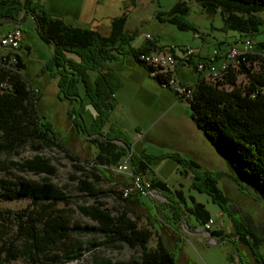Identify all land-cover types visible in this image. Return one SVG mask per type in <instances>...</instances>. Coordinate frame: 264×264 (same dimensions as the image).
I'll list each match as a JSON object with an SVG mask.
<instances>
[{
  "label": "trees",
  "instance_id": "1",
  "mask_svg": "<svg viewBox=\"0 0 264 264\" xmlns=\"http://www.w3.org/2000/svg\"><path fill=\"white\" fill-rule=\"evenodd\" d=\"M188 1L199 5L206 13L218 15L219 26L215 28L210 23V29L224 33L235 31L239 34L240 42L245 39L252 40L253 35L264 31V0ZM187 12L185 1H178L168 11L157 14L156 17L160 22L175 25L180 30L190 29L197 34V30L185 21ZM20 14L33 19L39 39L53 48L50 63L55 68L58 99L77 100L80 108L85 99L96 113L91 123L92 129L86 126L78 110L68 113L70 119L71 115L76 114L82 126V134L88 136L86 140L95 147L91 169L86 171L83 166L74 164L79 175L72 177L76 181V191L91 199V203L76 206L80 214L92 224L68 221L64 209L58 206L67 205L70 195L47 178L33 181L13 173L12 169L36 175L53 174L55 171L50 160L42 155L35 154L20 162L10 159L24 147H30L33 151L57 147L71 161L80 159L58 141L52 125L39 114L37 97L22 75L23 62L19 55L15 54L17 63L11 66L0 56V82H4L7 75L10 82L9 88L0 89V157H3L0 159V199L28 200L27 206L10 218L5 219L0 211L3 216L0 220L12 223L14 228L13 234L4 241H24L20 251L10 243L6 249L5 260L10 261L21 256H29L32 260L41 256L47 258V248L55 241H67L74 235H88L92 247H118L123 244L139 249L137 261L111 263L110 259H105L98 264H176V259L159 236L154 248L147 246L153 231L140 227L138 221L132 217L124 202L128 195L123 197L121 189L118 192L98 186L102 179L107 180V170L112 171V166L128 157L133 170L150 179L153 190L169 191L166 183L150 174L151 164L158 157L143 152L135 153L123 135L108 136L101 130L108 122L109 112L115 105L116 85L108 64L118 55H127L150 76L152 68L142 63L138 55L150 50H168L175 54L174 48L159 46L156 40H146L143 44L134 46L136 31L129 32L125 28V16L113 18L108 34L103 35L92 27L73 24L60 14L49 13L41 6L36 7L32 0H0V21L17 20ZM246 55L244 59H249V62L239 63L236 68H228L220 80L207 82L203 73L198 72L195 67L197 59H204L195 54L185 62L193 66L197 81L191 86L179 83L190 87L191 96L186 100L190 110L189 118L225 162L228 170L226 175L238 189L250 193L264 204V40L253 43L252 52ZM2 68L10 73L4 72ZM240 74L246 79L243 85L236 83ZM162 77L163 75H155L151 78L163 87ZM225 85L229 87L225 88ZM113 139H121L126 145ZM167 158L176 163L189 164V172H185V175L201 178V182H193L192 187L206 193L229 216L234 229L231 235L237 236L239 242L249 248L258 264H264L261 253L264 238L257 235L254 224L234 210L231 199L217 185L218 181L213 175L220 179L223 173H213L191 159H179L172 155H167ZM108 193L116 194L123 204L114 209L107 208L102 197ZM175 193L183 200L182 191L177 190ZM191 199L193 204L185 208L186 212L192 214L200 225L205 226L210 220L209 213L202 203L195 202L192 197ZM181 213L184 214L183 211ZM211 232L220 239L226 237L221 229ZM73 241L80 240L75 238ZM80 248L81 245L76 244L69 251L73 255H66L64 259L71 261L81 258Z\"/></svg>",
  "mask_w": 264,
  "mask_h": 264
},
{
  "label": "rangeland",
  "instance_id": "2",
  "mask_svg": "<svg viewBox=\"0 0 264 264\" xmlns=\"http://www.w3.org/2000/svg\"><path fill=\"white\" fill-rule=\"evenodd\" d=\"M178 1H185L188 7L185 21L197 30V34L190 29L180 30L175 25L160 22L157 19V14L168 11ZM32 2L36 7L41 6L49 13L62 14L68 22L73 24L88 26L90 21H96L102 31L106 28L109 29L110 21L113 18L125 16V28L129 32L136 31L133 44H139L144 40H156V43L162 45V47H173L175 54L179 57L182 54L181 49L188 47L198 50L199 57L207 61L209 57L214 56V51L218 47L226 50L231 46L241 44L239 34L235 31L224 33L217 29H210V23L215 28L219 26L218 15L206 13L193 1L32 0ZM17 19L18 21L12 19L0 21V36L15 28V25L21 29V41L16 52L23 62L22 75L37 97L39 114L52 125L58 141L77 155L80 161H71L57 147L44 148L38 151H33L30 147H24L19 154L11 156L10 159L20 162L32 158L35 154L42 155L50 160L55 171L53 174L42 173L36 175L32 172L12 169L13 173L33 181H41L43 177L47 178L52 184L70 195V202L67 205L60 204L58 206V208L64 209L68 221L70 223L81 222L91 225L92 222L83 217L76 206L77 204L91 203V199L76 191V181L72 177L79 175V172L73 166L74 164L83 166L86 171L91 169L95 148L92 143L86 140L88 136H84L80 129H78V133L75 132L66 118L68 110L73 108L77 111L80 109V105L75 101L58 99L56 96V93H59L57 77L50 74L54 72L55 68L51 63L48 64V62H51L53 55L52 46L39 39L34 21L30 16L20 14ZM95 25L97 24L95 23ZM146 35H149L150 38H146ZM223 37H226L225 43H219L218 41L222 40ZM260 40H264V31L252 37L253 43ZM2 52L3 49L0 47V54ZM221 60L222 58L218 57L214 62L218 63ZM130 63L132 64L131 58L110 63L111 69L121 79L124 86L118 94L119 106L113 112L111 119L116 121L135 153L144 150L146 153L155 154L159 150H164L162 146L151 139L159 132L158 126L155 124L160 120L161 115L168 112L170 115L189 119V106L185 100H179L171 88L158 87L154 80L148 77L143 68H132L129 66ZM1 70L10 73L7 69L2 68ZM176 70L178 78L182 82L193 84L197 81V74L191 64H178ZM173 72L177 77L176 72ZM6 77L4 82H0V89L10 87V82L7 80L9 76ZM204 80L213 82L210 79H205V77ZM245 82L246 79L243 75L237 76L236 83L238 85H243ZM228 87L225 85V88ZM84 102H86L85 99ZM81 114L88 123L90 119L88 110L85 109ZM199 141L196 143L201 151L204 152L209 148L214 153V156L211 157L214 161L211 171L216 174L218 172L223 173L222 175L218 174L221 175L220 179L217 175H213L218 181L219 188H222L231 199L234 210L254 224L257 235L264 238V204L253 198L250 193L238 189L236 184L226 175L228 170L220 155L205 139L204 142ZM186 158L187 155H184V159ZM0 159H3V157H0ZM151 166L170 185L169 198H166L171 204L179 206L181 211H184V216L181 215V221L176 220L174 222V218L169 211H162L157 207L150 208V201L142 197L141 202L133 206L131 215L138 221L140 227H146L153 231L152 237L147 242L149 248L156 246V235H160L162 243L176 259V264H258L249 248L241 244L237 236L231 235L234 229L229 216L222 212L206 193L199 192L192 187L193 182L200 183L201 178H189L185 175V172H189L190 169L187 162L182 164L171 160H162L152 163ZM108 172L115 173L110 170H107ZM98 186L101 189L113 187L109 184V181L103 179ZM177 190L182 191L183 200L176 195L175 191ZM150 197L158 199L156 195H150ZM191 197L195 202L202 203L209 213L210 222L207 223V227L200 225L192 214L186 212L185 208L193 204ZM102 201L109 209L122 205V201L112 193L102 197ZM27 204L28 200L26 198H18L12 201L0 199V211L5 219L10 218L20 213ZM1 214L0 219H3ZM165 214L169 215L168 220L165 219ZM149 221L154 225L155 230L149 226ZM184 221H187V224ZM166 222L167 224H165ZM164 225L170 228L179 227V232L183 234L181 240L173 241L170 239L169 232L166 233L163 230ZM13 229L12 223L0 220V264H98L105 259H110L111 263H124L130 260L137 261L139 257L138 248L132 249L123 244L118 247H92L90 245L92 241H89L90 236L74 235L70 236L67 241H55L50 244L47 253H45L47 258L41 256L37 257L36 260H32L29 256H21L6 261V249L10 243L15 245L18 251L22 250L24 244V241H4L13 234ZM218 229H221L226 237L220 239L214 236L211 239L208 234L203 232L204 230L213 231ZM75 238L80 241H73ZM76 244L81 245L79 250L81 258L71 261L65 260L66 255H73L69 251ZM261 253L264 256V247L261 248Z\"/></svg>",
  "mask_w": 264,
  "mask_h": 264
},
{
  "label": "crops",
  "instance_id": "3",
  "mask_svg": "<svg viewBox=\"0 0 264 264\" xmlns=\"http://www.w3.org/2000/svg\"><path fill=\"white\" fill-rule=\"evenodd\" d=\"M60 15H62V14H60ZM17 21H18V19H17ZM95 23L97 25L94 26ZM78 25H80V24H78ZM89 25L88 26H84V27H92V28L96 29L97 31H99L103 35H107L108 32H109V29H107V28L104 31H102L101 28L99 27L98 22H96V21H90ZM109 26H110V24H109ZM15 27H19V26L15 25ZM220 41H226V37H223V39L219 40L218 42H220ZM144 42H145V40L143 42L139 43V44H133V45L134 46H138V45L143 44ZM157 45H159V44H157ZM159 46H162V45H159ZM167 47H169V46H164V48H167ZM228 50L229 49L222 50L220 47H218V49L214 51V56L213 57H209V58H214V60H215L216 56L217 57H221L222 60L220 62L216 63V62L213 61L214 65H219L221 62L224 61V59L226 57V53H227ZM194 51L199 56V51L198 50H194ZM128 58L130 59V57L127 56V55H124V56L118 55V56H116L114 61H119L120 59L128 60ZM49 63L50 62H48V64ZM178 64H180V65L182 64L183 65V64H188V63L185 62L184 60H182L181 58L177 59L176 63H175V66H174V71L176 72V74H177L176 67H177ZM129 66L132 67V68H136V67L139 68V69L143 68L141 65H138V64H136L134 62H132V64L130 63ZM108 68H109V70H111V76L113 78V82L116 85L115 92H114L115 105L112 108V110L109 112V120L103 126L101 131L104 134H107L108 136H112L113 134H116V135L121 134V135H123V137L125 139V135L123 134L121 129L118 127L116 121H114V119H111L113 112L119 106L118 94H119L120 90L123 89L124 86H123V84L121 82V79L111 69L110 64H108ZM146 73H147V71H146ZM50 74H51V76H55L54 72H51ZM147 75H148V73H147ZM148 77L151 78L149 75H148ZM176 78H177V80L179 82H181V83H183L185 85H193L194 84V83L193 84H189V83H186V82H182V80H180L178 78V74H177ZM151 79H153V78H151ZM153 80H154L155 84L159 87V85L156 82V80L155 79H153ZM56 96L58 97V93H56ZM178 99L182 100L179 97H178ZM71 101H75V102L79 103L77 100H71ZM85 109L88 110V113H89L88 116L90 117V119H89L88 123H86L85 120H84V122H85V124H86V126L88 128L92 129L91 123H92L96 113L91 108V106L87 104V101L84 102V100H83L82 106L78 110V112L81 114V112L84 111ZM70 111H75V110L73 108H71V110H68L67 114H66V118L70 122V125L74 129V131L75 132L77 131V133H78L79 132L78 129H80V131H81L82 130V126L80 125L78 117L76 116L75 113L73 115H71V119L68 117V113ZM81 116H82V114H81ZM155 125L158 126L159 132H158V134L156 136H153L152 138L151 137L150 138L153 139L154 141H156L160 146H162L164 148V150H159V151L155 152V154L146 153L144 150H140L138 152H143V153L148 154L150 156L158 157V159L154 160L153 163L154 162H158V161H162V160H171V161H173L171 158H167V155L176 156L179 159H184V155H187V159L193 160L198 165H200V166H202L204 168H207L209 170L213 169L214 161H213V159L211 157H212V155L214 153L208 147H207L208 149L206 151H204V152L199 149V145H197V143L200 142L199 140H202V142H204L203 141L204 139H203L202 133L200 132V130H198L194 126V124L192 123L190 118L189 119H184V117H176L174 115H170L168 112H165L164 114L161 115L160 120ZM197 146H198V148H197ZM183 164H184V162H183ZM150 169H151L150 170V174L154 178H156L157 180H161L164 183H166V185L169 187V191H165V192L160 191L164 196H158V199H152L150 196H139V195L132 194L129 197H127V199L124 201L125 204L127 205L128 209H130V211L132 213L133 206L135 204H137L138 202H141V198L144 197V198H146V199H148L150 201V208L157 207V208H160L162 211H165V210L169 211L172 214L173 218H174V222L176 220H179V221L182 220L181 215L184 216V214L181 213L180 207L171 204L166 198V197L169 198L170 185L167 183V181L164 180V178L157 171H155L152 168V166L150 167ZM145 177L147 178V176H145ZM188 177L191 178L190 176H188ZM107 180L109 181L110 185H113V187L110 188V189L118 190L119 188H121L127 182L128 179H127V176L124 175V174L108 172L107 173ZM114 195H116V194H114ZM122 204H123V201H122ZM165 219L166 220L169 219V215L168 214H165ZM165 224H167V222ZM149 226L155 230L154 225L150 221H149ZM163 230L166 231V233L169 232L168 234L170 235V239H172L173 241H180L182 236H183V234H181L179 232V227H177V228L171 227L170 228V227L164 225ZM156 236H159V238L162 241V238H161L160 235H156Z\"/></svg>",
  "mask_w": 264,
  "mask_h": 264
},
{
  "label": "built area",
  "instance_id": "4",
  "mask_svg": "<svg viewBox=\"0 0 264 264\" xmlns=\"http://www.w3.org/2000/svg\"><path fill=\"white\" fill-rule=\"evenodd\" d=\"M22 31L19 27H15L6 34L0 36V47L3 52L0 54L5 61L10 62L14 65L17 63L15 54L16 50L19 49L21 41ZM146 38H150L146 35ZM238 46H232L226 53V57L223 62L219 65L213 64L211 60H196L195 67L198 72L203 73V76H213V72L219 69V66H224V63H247L249 59H241L237 57V49H253V42L250 39H245ZM181 56H177L168 50H150L142 52L138 55V59L145 65L152 68L150 76L164 75L165 79H171V86H164L171 88L174 93L181 97L183 100H187L190 96V87L183 86L179 83L176 76L174 75V66L177 57L186 61L190 57H193L196 53L192 48H183L181 50ZM115 173L124 174L127 176V182L119 189L124 190L128 197L132 194L139 196H150L152 195V182L150 179L144 177L141 173L133 170L130 160L125 157L122 161L110 168ZM210 222V220L208 221ZM207 222V223H208ZM207 223L204 227H207Z\"/></svg>",
  "mask_w": 264,
  "mask_h": 264
},
{
  "label": "bare ground",
  "instance_id": "5",
  "mask_svg": "<svg viewBox=\"0 0 264 264\" xmlns=\"http://www.w3.org/2000/svg\"><path fill=\"white\" fill-rule=\"evenodd\" d=\"M253 49H237V57L238 58H241V59H244V56L246 54H249L252 52ZM247 56V55H246ZM8 65H13L12 63L10 62H6ZM239 63H224V66H219V69L215 72H213V76H205V79H210L211 81L215 82L217 80H220L227 72L228 68L230 67H237ZM162 84H164V86H171V79H165V76L163 75L162 77ZM209 80V81H210ZM191 89H190V96H191ZM189 96V97H190ZM122 191V196L123 197H126L127 194H125L124 190H121Z\"/></svg>",
  "mask_w": 264,
  "mask_h": 264
},
{
  "label": "water",
  "instance_id": "6",
  "mask_svg": "<svg viewBox=\"0 0 264 264\" xmlns=\"http://www.w3.org/2000/svg\"><path fill=\"white\" fill-rule=\"evenodd\" d=\"M113 141H115V142H117V143H119V144H122V145H126L125 142L122 141L121 139H113ZM152 195H156V196H164V195H163L160 191H158V190H153V191H152ZM184 222H185V221H184ZM203 232L206 233V234H208L209 237H210L211 239L214 238V236H213V234H212L211 231H209V230H204Z\"/></svg>",
  "mask_w": 264,
  "mask_h": 264
}]
</instances>
